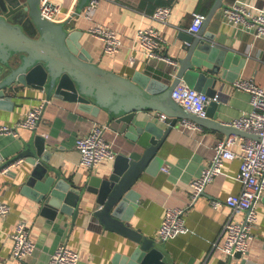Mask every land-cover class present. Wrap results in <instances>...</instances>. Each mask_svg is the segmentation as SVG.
<instances>
[{"label":"crops","instance_id":"0c3cea01","mask_svg":"<svg viewBox=\"0 0 264 264\" xmlns=\"http://www.w3.org/2000/svg\"><path fill=\"white\" fill-rule=\"evenodd\" d=\"M60 1L65 8L75 4L77 10L81 0ZM214 1L100 0L92 18L79 14L69 25L84 31L81 38L83 45L102 66L129 77L140 71L170 82L175 64L161 58H149L136 38L138 29L148 25L162 28L166 37L162 52L178 60L185 54L183 32H191L193 13L198 11L208 14ZM234 1L224 0V5L215 13L208 30L217 33L216 38L221 44L246 55L236 81L248 79L264 87V37H257L252 30L226 20L223 8ZM246 1L264 8V0ZM161 5L172 6L167 22L153 17ZM96 23L110 26L119 33L123 44L118 52L109 54L104 51V41L90 31ZM236 81L221 83L224 85L221 91L223 99L218 107L219 118L229 124L252 107L251 93L238 87ZM46 100L43 91L25 88L13 97V105L0 108V125L17 123L33 107ZM156 114L159 115V112ZM96 123L108 124L106 136L113 141L116 152L125 150V138L109 123L106 112L93 115L81 110L77 103L59 98H52L45 103L37 132L60 146L51 163L66 179L84 183L92 174H103L112 168L115 159L92 168L81 164L76 140L89 133ZM33 134L34 130L28 127H19L17 133H0V158L9 160L20 154L25 140H29ZM230 134L209 126L194 128L184 125L183 121L179 122L159 151L164 158L163 166L155 174L144 172L135 185L141 202L132 216V224L141 228L146 235L160 240L166 254L176 264H241V258L227 256L224 248L222 228L231 209L226 204L219 207L212 204L213 198L224 199L241 191L242 181L238 173L243 149L239 144L232 146L236 156L225 161V174L215 177L204 193L191 202V181L211 163L218 142ZM27 165L24 160L21 165L11 169L17 171V175L12 172L0 173V197L11 205L10 214L0 216V264H51L52 253L62 243L79 251V264H113L117 252L128 253L129 248L134 246L129 238L105 228L97 218L90 216L89 212L95 206L93 203L81 205V213L77 218L68 215L53 221L41 215L38 204L21 190ZM171 206L186 207L184 217L187 230L161 240L159 228L167 208ZM257 210L259 220L255 227L256 235L245 257L263 261L264 197L258 203ZM240 217L242 215H238ZM20 220L29 224L31 238L37 245L36 250L24 259H17L12 254L14 240L11 233Z\"/></svg>","mask_w":264,"mask_h":264},{"label":"water","instance_id":"95a60500","mask_svg":"<svg viewBox=\"0 0 264 264\" xmlns=\"http://www.w3.org/2000/svg\"><path fill=\"white\" fill-rule=\"evenodd\" d=\"M88 2L81 0L77 13ZM223 5L224 0H215L201 28L195 33L183 32L185 54L167 82L140 71L129 77L102 66L83 45L84 31L71 28L70 21L45 18L40 0H0V108L13 105V97L32 87L43 91L47 100L75 102L93 115L106 112L109 123L126 142L110 170L77 183L52 166L60 146L37 132L36 127L22 152L1 164L0 171L26 157L27 173L21 190L50 220L68 215L77 218L81 205L95 204L90 216L134 244L128 253L117 252L113 264H176L163 243L135 227L131 219L141 202L135 185L144 172L155 174L163 166L159 151L179 122L191 119L227 134L264 138L219 118L221 83L235 82L246 60L243 52L221 44L217 33L208 30ZM181 80L211 97L206 115L190 112L174 99L172 93ZM157 112L167 116L161 119ZM9 172L17 175L15 170ZM236 257L242 259L241 264H264V260H251L241 252Z\"/></svg>","mask_w":264,"mask_h":264},{"label":"built area","instance_id":"2783aa9c","mask_svg":"<svg viewBox=\"0 0 264 264\" xmlns=\"http://www.w3.org/2000/svg\"><path fill=\"white\" fill-rule=\"evenodd\" d=\"M100 0H89L83 12L77 13L75 4L68 8L60 0H40L41 14L52 21L63 22L75 19L79 14L92 18L95 15ZM172 11L171 5H161L155 10L156 20L167 22ZM207 14L194 12L191 32H197ZM223 15L227 21L236 26H243L252 30L257 37H264V8L246 0H235L223 8ZM92 34L104 41V51L109 54L118 52L122 46L119 33L110 26L96 23L90 28ZM136 38L149 58H161L172 64L178 60L162 52L166 37L162 28L148 25L138 29ZM236 85L251 93L252 107L241 116L235 118L231 124L241 129L256 132L264 137V87L248 79H239ZM174 99L185 109L197 115L204 116L211 97L195 87L181 80L172 93ZM45 102L33 107L27 115L13 125H0V133H17L19 127L36 128L44 110ZM166 113L160 112L159 117L165 119ZM184 125L194 128L201 124L191 119H183ZM108 124L96 123L91 131L76 140V146L81 153V164L95 167L107 160L115 159L116 150L111 139L107 138ZM239 144L243 149L242 163L238 177L242 181V188L238 194H230L226 198H213L215 207L224 204L230 207V214L225 221L222 234L225 235V251L227 256L235 257L237 252L242 256L249 252L255 238V227L258 224L257 206L264 197V138L259 140L239 134H230L220 140L216 146V153L210 164L206 165L201 174L191 181V202H195L206 190L207 185L217 176L224 175L223 167L227 159L236 156L233 145ZM25 158L21 157L7 166L0 173H8L14 167L21 165ZM6 160L0 158V165ZM11 212V205L0 197V216L6 217ZM186 207L171 206L159 228V237L166 240L180 232L187 230L185 222ZM238 215L242 217L238 218ZM30 226L25 220H20L11 233L14 240L12 254L17 259H24L33 253L37 245L31 238ZM80 253L66 243L60 244L51 255V264H79Z\"/></svg>","mask_w":264,"mask_h":264}]
</instances>
